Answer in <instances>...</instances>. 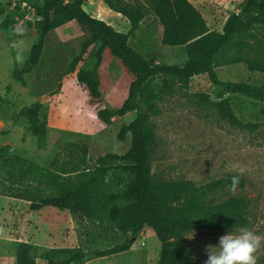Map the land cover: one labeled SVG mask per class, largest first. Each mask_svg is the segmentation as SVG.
<instances>
[{"label":"trees","instance_id":"trees-1","mask_svg":"<svg viewBox=\"0 0 264 264\" xmlns=\"http://www.w3.org/2000/svg\"><path fill=\"white\" fill-rule=\"evenodd\" d=\"M19 1L33 7L40 18L23 22L25 27L35 28L38 35L24 65L14 67L12 77L25 83L24 76L39 63L47 35L74 21L87 36L67 72L75 73L78 84L88 92L89 102L95 103L102 96L99 68L107 49L133 80L122 104L100 108L96 117L105 125L131 111L135 117L117 133L120 141L130 135L129 147L122 154L106 153L92 158L86 143L69 141L59 148L48 166H43L11 151L7 145L0 146V195L26 200L30 210L45 206L66 209L73 220L91 222L98 232H109L116 240L104 249L56 247L44 252H39L37 245L18 240L14 264H36L38 257L45 264H81L88 254L103 257L124 252L145 226L153 230L160 243L157 264H196L186 248L187 234L201 229L233 230L250 224L245 197L212 199L216 191L230 189L234 174L203 184L155 178L151 121L160 112L157 102L163 95L176 88H188L191 78L200 74L209 77L219 99L216 105L231 122H239L230 106L231 96L241 95L263 103L264 82L221 80L215 68L243 63L249 71L264 72V0H242L239 11L226 17L220 31L210 29L189 0H102L128 20L127 32L86 12L82 7L85 0ZM19 9L17 4L0 20V29L7 32L8 40L22 36L21 31L11 28ZM148 15L162 26L161 44L181 48L185 55L182 63L149 60L131 45V37ZM60 87L61 83L52 94H57ZM40 110L38 101L22 107L19 115L42 146L48 126L46 118L40 117ZM244 185L241 178L238 188Z\"/></svg>","mask_w":264,"mask_h":264},{"label":"rangeland","instance_id":"rangeland-1","mask_svg":"<svg viewBox=\"0 0 264 264\" xmlns=\"http://www.w3.org/2000/svg\"><path fill=\"white\" fill-rule=\"evenodd\" d=\"M241 1H204L201 6L207 9L205 16L210 27L221 29L226 17L239 10ZM9 9H13L9 0H0V20ZM20 9L11 28L21 31L22 36L8 40L7 32L0 29V146L7 145L11 151L43 166H48L59 148L69 141L86 143L92 158L106 153H124L129 147L130 135L120 141L117 133L123 124L134 119L135 112L115 117L110 125L103 124L96 117V112L107 106H120L128 90L129 77L133 76L106 49L99 68L102 96L95 103H90L88 93L78 84L75 73L67 72L87 36L73 22L47 35L38 65L24 76L25 83L16 81L12 70L24 65L38 35L35 28L23 25L25 19L22 17L27 14L33 19L34 13ZM151 19L152 15H148L147 20L151 22ZM148 30L151 31L145 28L130 39L131 45L147 59L162 64L185 60L181 48H162L158 55L150 50L153 41L145 38L148 37ZM78 65L81 67L82 62ZM215 70L221 80L253 84L264 82V72L249 71L243 63L217 66ZM60 83L63 84L59 90L61 94H52ZM218 100L207 74L196 75L191 78L188 88H176L173 93L165 94L158 100L160 112L151 121L155 137L151 147L152 172L157 179H187L203 184L236 174L228 171L233 163L238 162L246 168L242 176L245 181L243 188H237L235 192L229 188L218 190L212 199L218 201L229 195L245 197L249 202L250 224L233 230L201 229L187 234L195 233L194 239L186 238V248L191 258L196 257L192 259L196 264H204L207 246L218 247L219 237L225 234L246 228L264 237V101L259 103L241 95L231 96L230 106L239 120L236 123L231 122L217 107ZM38 101L41 105L40 117L46 118L48 126L46 142L42 146L28 130L25 118L19 115L22 107ZM50 209L52 207L46 206L42 212L32 211L28 201L0 195V245L8 234L14 241L21 224L28 225L27 232L33 233L30 225L37 219L41 222L53 221L54 232L55 226L60 225L58 233L66 239L71 232V248L81 247L91 251L115 244L111 233L98 232L91 222L75 221L71 216L73 226L68 228L67 215ZM30 212L32 216L25 215ZM46 250L40 247L39 252ZM159 250L160 243L153 230L145 226L139 237L132 240L129 250L103 257L88 254L81 264H157ZM256 255L257 264H264V243Z\"/></svg>","mask_w":264,"mask_h":264},{"label":"crops","instance_id":"crops-1","mask_svg":"<svg viewBox=\"0 0 264 264\" xmlns=\"http://www.w3.org/2000/svg\"><path fill=\"white\" fill-rule=\"evenodd\" d=\"M189 1L201 12V14L203 15V17L206 20L205 13L207 14V9L206 10L203 9V6H201V4H204V1L206 2L207 0H189ZM82 7L86 10V12H88L89 14H91L94 17H97V18L104 20L106 23L113 26L116 30H119L122 32H127L129 27H130V24L126 18L122 17L120 13L115 12V11L111 10L110 8H108L102 0H85L82 4ZM238 11H235V12L237 13ZM73 22L74 21H70L66 24H70ZM206 22H207L209 28L213 29L210 27L209 22L207 20H206ZM145 28L151 30V31L148 30L146 32L148 37L146 36L145 38L153 41V42H151L150 50H153V52L155 54L158 55V53L161 51L162 48H165V50H168L171 48H177V47H170V46H166V45L161 44L163 29H162V26L160 25V23L158 21H156L153 16H152L151 22H149L147 20V17H145V19L141 23V28L139 31H143V30L145 31ZM213 30H215V29H213ZM218 30L220 31L221 29H218ZM139 31H137V32H139ZM135 34H134V36H135ZM134 36H132V37H134ZM154 41H155V45H154ZM156 62H158V61L156 60ZM129 78H130V82H131L133 80V77H129ZM61 85L63 87V84H61ZM85 90H84V92L87 91V90L86 91ZM60 94L61 93H59V95ZM127 94H128V90L125 91V93L122 97V102L127 97ZM50 207H52V206H50ZM45 208H46V206L39 209V211L42 212L43 210H45ZM50 210H57L58 212H62L63 215H67L68 219H67L66 224H67L68 228L72 229V226H73L72 225V218H71V214L69 213L68 210H66V209L65 210H59V209L54 208V207H52V209H50ZM32 211H34V210H32ZM25 215H31L32 216L33 214L30 212V214L26 213ZM40 220L41 219H37L35 222H32V224L30 225L31 229H33V233L27 232L28 225L24 226L23 224H21L20 228H19L18 237L14 238V241H11L9 234H8V236H5L4 239H2L4 243H3V245H0V264H7L8 262H10V264H14L15 247H16V242L18 240L25 241V242L37 245V246L42 247V248H47V250L50 248L59 247L60 246L59 243H63V245L60 247L71 248L70 244H69L70 243L69 240L72 239V233L71 232H69V234L67 236L68 239H66V237H64L63 235L61 236V234L58 233L60 225L55 226V232H54L53 231L54 230V222L53 221L49 222V220H48L47 222L46 221L41 222ZM25 221L31 222L29 219H25ZM35 262H36V264H45L46 263L45 260H43L39 257L35 259Z\"/></svg>","mask_w":264,"mask_h":264},{"label":"clouds","instance_id":"clouds-1","mask_svg":"<svg viewBox=\"0 0 264 264\" xmlns=\"http://www.w3.org/2000/svg\"><path fill=\"white\" fill-rule=\"evenodd\" d=\"M228 171L236 173L232 176L230 184V191L235 192L246 168L237 162L231 164ZM185 238L192 240L195 238V233ZM262 243H264V237L249 229L241 228L237 233L231 232L219 237L218 247L208 245L207 259L204 264H257L256 253ZM192 259L195 260L196 257L193 256Z\"/></svg>","mask_w":264,"mask_h":264},{"label":"built area","instance_id":"built-area-1","mask_svg":"<svg viewBox=\"0 0 264 264\" xmlns=\"http://www.w3.org/2000/svg\"><path fill=\"white\" fill-rule=\"evenodd\" d=\"M9 3H10L11 8H14L17 4H20V6H21L20 8L21 9H26L27 11H29L31 13H34L35 17H33V19H30L31 17H29L27 14H25L22 19L34 20V19H39L40 18V16H38L36 14L35 9L33 7H30L29 5H27L25 2H21L20 3L19 0H9Z\"/></svg>","mask_w":264,"mask_h":264}]
</instances>
